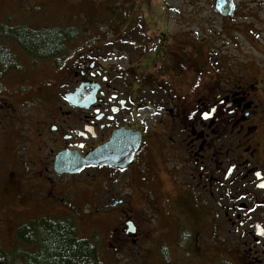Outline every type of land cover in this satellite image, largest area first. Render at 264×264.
Segmentation results:
<instances>
[{
    "label": "flooded vegetation",
    "instance_id": "af4514ba",
    "mask_svg": "<svg viewBox=\"0 0 264 264\" xmlns=\"http://www.w3.org/2000/svg\"><path fill=\"white\" fill-rule=\"evenodd\" d=\"M234 2L232 17L216 11L222 21L239 15ZM145 36L150 46L132 45L134 52L148 50L136 53L139 60H71L70 72L55 89H42L39 97L54 102L43 136L61 144L54 161L61 152L86 158L117 134L139 137L140 147L126 168L86 169L130 173L137 163L145 190L154 197L143 200L153 208L160 230L168 228L160 236L174 237L177 264H264V80L237 73L235 63L226 67L222 60L168 56L163 37L153 50L155 37L144 31ZM207 46L202 42L181 50L204 56ZM81 87L89 98L75 105L66 96ZM179 190L194 211L170 208ZM157 219L170 220L175 228L182 221L184 228L178 233ZM134 225L135 236L126 234L132 239L139 229ZM169 250L160 254L166 264H175L176 252L170 258Z\"/></svg>",
    "mask_w": 264,
    "mask_h": 264
},
{
    "label": "rangeland",
    "instance_id": "374dc122",
    "mask_svg": "<svg viewBox=\"0 0 264 264\" xmlns=\"http://www.w3.org/2000/svg\"><path fill=\"white\" fill-rule=\"evenodd\" d=\"M237 2L239 15L234 21H222L213 0H0V28L73 27L79 32L78 39L67 45L61 60L70 61L62 63L61 71L54 62L32 61L14 42H2L15 55L19 71L11 65L0 80L1 249L22 261L26 252L34 250L28 251L17 241L21 225L42 218H65L74 220L81 238L97 242L104 264H166L164 252L160 253L169 248L168 257L176 252L178 263L174 237L160 236L168 228L160 230L153 208L145 205L143 198L153 202L154 197L145 190L137 163L130 173L98 168L75 176L53 172L54 151L61 144L54 146L43 136L54 102L39 96L42 89H55L70 72L71 60H139L136 53L148 50L134 52L132 45L150 46V38H142L144 31L155 37L153 50L161 42L158 37H163L168 56L222 60L228 62L226 67L235 63L237 73H254L264 80V0ZM202 42L208 45L204 56L181 50ZM115 202L122 203L115 207ZM189 203L188 195L179 190L170 208L194 211ZM126 220L139 228L134 239L124 232ZM177 225L173 229L180 233L184 223Z\"/></svg>",
    "mask_w": 264,
    "mask_h": 264
},
{
    "label": "trees",
    "instance_id": "16d2710c",
    "mask_svg": "<svg viewBox=\"0 0 264 264\" xmlns=\"http://www.w3.org/2000/svg\"><path fill=\"white\" fill-rule=\"evenodd\" d=\"M79 32L73 28H51L31 31L25 27L16 29L0 28V80L18 65L15 55L2 42L5 39L16 40V44L32 61L54 62L59 69L66 60L67 45L78 39ZM12 65V67H11ZM73 219L42 218L21 225L17 241L28 251L22 261L14 259L0 248V264H104L97 242L85 240L79 236Z\"/></svg>",
    "mask_w": 264,
    "mask_h": 264
},
{
    "label": "water",
    "instance_id": "95a60500",
    "mask_svg": "<svg viewBox=\"0 0 264 264\" xmlns=\"http://www.w3.org/2000/svg\"><path fill=\"white\" fill-rule=\"evenodd\" d=\"M234 9L233 0H217L216 2L217 12L225 18L231 17L234 14ZM66 97L75 105H81L89 98L84 87H81L76 94ZM139 147V137L125 138L118 134L111 143L91 153L85 159L67 152L58 154L54 163V171L60 175H75L85 167L91 166H110L124 169L131 164ZM127 226L128 229L125 232L130 236H134L136 230L133 223L129 222Z\"/></svg>",
    "mask_w": 264,
    "mask_h": 264
},
{
    "label": "snow or ice",
    "instance_id": "6c2138e0",
    "mask_svg": "<svg viewBox=\"0 0 264 264\" xmlns=\"http://www.w3.org/2000/svg\"><path fill=\"white\" fill-rule=\"evenodd\" d=\"M257 175H259V173H257ZM261 187H264V184H262Z\"/></svg>",
    "mask_w": 264,
    "mask_h": 264
},
{
    "label": "bare ground",
    "instance_id": "6f19581e",
    "mask_svg": "<svg viewBox=\"0 0 264 264\" xmlns=\"http://www.w3.org/2000/svg\"><path fill=\"white\" fill-rule=\"evenodd\" d=\"M68 216V215H67Z\"/></svg>",
    "mask_w": 264,
    "mask_h": 264
}]
</instances>
